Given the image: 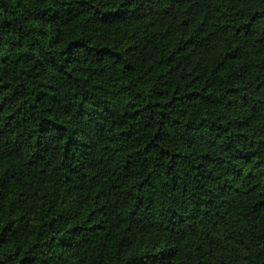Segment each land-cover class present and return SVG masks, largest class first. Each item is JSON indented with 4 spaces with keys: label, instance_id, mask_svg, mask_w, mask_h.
<instances>
[{
    "label": "trees",
    "instance_id": "16d2710c",
    "mask_svg": "<svg viewBox=\"0 0 264 264\" xmlns=\"http://www.w3.org/2000/svg\"><path fill=\"white\" fill-rule=\"evenodd\" d=\"M0 264H264V0H0Z\"/></svg>",
    "mask_w": 264,
    "mask_h": 264
}]
</instances>
